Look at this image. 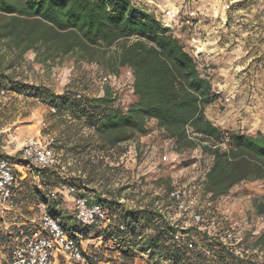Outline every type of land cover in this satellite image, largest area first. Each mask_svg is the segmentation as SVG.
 I'll return each mask as SVG.
<instances>
[{
	"label": "rangeland",
	"instance_id": "1",
	"mask_svg": "<svg viewBox=\"0 0 264 264\" xmlns=\"http://www.w3.org/2000/svg\"><path fill=\"white\" fill-rule=\"evenodd\" d=\"M137 1L138 5L153 11L147 5L148 0ZM166 1L155 0L162 8ZM170 2L174 7L187 3L197 13L187 21L185 18L182 22H173L171 28L185 48L197 54L199 68L211 80L217 97L205 107L208 118L224 128L264 133V3L260 0ZM184 10L180 12L183 17ZM0 52L5 56L4 64L14 55L2 44ZM34 56L33 51H27L5 73L29 84L49 86L56 92L72 90L102 95L109 87L121 101L132 99L129 69L116 74L97 63L76 66L68 60L45 66L34 62ZM106 74L111 77L110 84L100 82L101 75ZM226 95H230L229 101L225 100ZM48 107L30 92L17 93L7 88L3 94L0 92V156L24 164L20 151L24 137L40 134L42 140H47L52 136L58 161L55 176L76 182L79 181L76 178L85 180L87 187L101 193V197L117 201L116 208L109 206L117 217L123 207L151 206L166 217L186 221L184 213L172 208L167 195L171 186H186L192 192L191 205L201 209L209 219L234 225L239 235L257 234L263 229L264 212L258 213L254 205L264 202V186L260 180L243 181L235 186L231 196L210 201L202 193L200 184L210 157L199 148L175 150L173 140L166 138L156 123L148 124L151 133L145 137L135 135L113 147L101 146L95 133L73 119L52 115ZM16 125L18 130H14ZM88 142L83 150L75 151L77 143ZM164 154H167L166 160L162 159ZM193 158H197L196 164H186ZM26 169L27 177L16 189L14 207L1 214L0 238L9 239L19 230L29 233L38 227L40 217L48 213L47 202H42L39 190L44 195L56 191L59 213L85 252L96 254L101 264H153L142 248L141 238L127 237L116 228L108 227V223L100 227L72 226L74 195L67 193L62 182L60 186L49 183L33 166ZM127 213L123 211V215ZM142 230L147 235L151 232L150 227H137V231ZM2 238L1 243L5 244ZM56 264L71 263L59 257Z\"/></svg>",
	"mask_w": 264,
	"mask_h": 264
},
{
	"label": "trees",
	"instance_id": "2",
	"mask_svg": "<svg viewBox=\"0 0 264 264\" xmlns=\"http://www.w3.org/2000/svg\"><path fill=\"white\" fill-rule=\"evenodd\" d=\"M0 44L14 54L4 64L5 56L0 52V91L7 88L32 93L55 107L52 115L73 119L95 133L101 146L113 147L137 133H146L147 122L154 119L156 128L173 140L175 150L199 148L210 157L200 181L202 193L210 201L225 196L243 181L260 180L264 186V133L224 128L208 118L205 107L217 97L210 78L173 29L134 0H0ZM27 51L35 53L34 62L45 66L68 60L76 66L97 63L116 74L129 69L132 99L128 103L117 101L109 87L102 95L56 92L5 73ZM88 145L77 143L74 149L81 151ZM54 166L33 167L49 183L60 186L62 182L66 189L74 186V196L84 194L100 203L107 211V226L144 240L142 248L153 264H164L165 260H169L166 264H264V257H260L264 227L257 234L241 235V242L231 247L211 226L215 221L180 229L181 221L171 223L151 206L123 207L117 217L109 208H116L117 201L101 197V193L87 187L85 180L55 176ZM39 193L42 202H47V212L67 227L56 204L58 196ZM254 205L258 213L264 212V202ZM120 223L125 225L124 230L118 227ZM72 226L80 228L74 221ZM137 227H150L151 232L147 235ZM177 231L188 235L175 239ZM25 233L19 230L9 239L1 238L10 246ZM190 240L192 247L186 245Z\"/></svg>",
	"mask_w": 264,
	"mask_h": 264
},
{
	"label": "built area",
	"instance_id": "3",
	"mask_svg": "<svg viewBox=\"0 0 264 264\" xmlns=\"http://www.w3.org/2000/svg\"><path fill=\"white\" fill-rule=\"evenodd\" d=\"M147 5L152 7L157 18L169 27H172L173 22L179 23L185 18L187 21L188 18H194L197 14L187 3L174 8H162L159 4H156L155 0H148ZM226 7H229V5L227 4ZM183 8L185 9V17L180 14ZM194 54L197 56L196 53ZM110 79L111 77L108 74L101 75L100 82L102 84H110ZM128 87L131 92V81ZM0 92L3 94L4 90ZM113 96L117 98V101H121L119 97L115 96V93ZM230 98V95L225 96L226 101H229ZM122 102L128 103L126 101ZM48 109L51 113L55 112L54 106L50 105ZM18 129L19 126L16 125L14 130ZM20 151L26 161L24 164L15 162V159L0 156V219L3 212L14 207L16 188L19 181L27 177L26 168H30V165L44 168L54 166L58 162L54 137L52 136L47 140H42L40 134L25 136ZM162 159L166 160L167 154H164ZM192 164H196V162H192ZM20 165L24 167L19 168ZM75 190L74 186L67 188V192L71 194ZM49 195L52 198L57 197L56 191H50ZM167 195L171 201L172 208L179 213H184L185 217H187L186 221L168 217L171 223L181 221L180 229H186L189 226L203 227L205 223L213 221L205 216L201 209L191 205L193 196L189 187L174 186L168 191ZM73 200L75 202V222L78 226H99L109 222L107 211L100 203L91 200L90 197L84 194H77L73 197ZM262 219L263 216H261ZM215 222L211 226L218 231L224 243L235 247L241 242L242 236L239 235L234 225L222 224L221 221ZM118 227L121 230L125 229V225L122 223L118 224ZM186 235L188 234L177 231L174 238L182 239ZM186 245L192 247V241H187ZM237 252L240 256L243 255L241 251L238 250ZM59 257L66 258L71 264H101L97 255L85 252L81 241L71 234L70 229L61 222L60 218L50 213H44L39 219V226L30 230L29 233H25L13 245L7 246L6 243L4 244L0 241V264H56ZM168 262L169 260H165L163 263L166 264Z\"/></svg>",
	"mask_w": 264,
	"mask_h": 264
},
{
	"label": "crops",
	"instance_id": "4",
	"mask_svg": "<svg viewBox=\"0 0 264 264\" xmlns=\"http://www.w3.org/2000/svg\"><path fill=\"white\" fill-rule=\"evenodd\" d=\"M136 3H139V1L137 0H134ZM260 2H263L264 3V0H260ZM164 7H170V8H174V6L172 5V3L170 2V0L166 1L165 4H164ZM149 123H155V120L154 119H151L147 122V128H148V131L144 134H141V133H137L136 136L142 138V137H145L147 135H149L151 133L150 129H149ZM18 137V136H15V138ZM236 186V185H235ZM235 186H233L230 191L225 195V196H222V197H228V196H231V194L233 193L235 189ZM264 257V251H261L260 252V257Z\"/></svg>",
	"mask_w": 264,
	"mask_h": 264
}]
</instances>
